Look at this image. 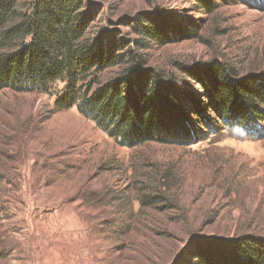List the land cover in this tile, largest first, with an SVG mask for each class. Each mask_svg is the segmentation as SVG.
<instances>
[{
    "label": "rangeland",
    "instance_id": "rangeland-1",
    "mask_svg": "<svg viewBox=\"0 0 264 264\" xmlns=\"http://www.w3.org/2000/svg\"><path fill=\"white\" fill-rule=\"evenodd\" d=\"M14 1L25 12L33 0ZM206 1L210 11L202 0H81L77 11L84 39L113 38L161 75L162 110L186 144H117L75 107L56 110L65 82L0 91V264H199L215 245L231 263L239 241L264 242V104L238 124L211 108L200 76L231 68L264 92V0Z\"/></svg>",
    "mask_w": 264,
    "mask_h": 264
},
{
    "label": "trees",
    "instance_id": "trees-1",
    "mask_svg": "<svg viewBox=\"0 0 264 264\" xmlns=\"http://www.w3.org/2000/svg\"><path fill=\"white\" fill-rule=\"evenodd\" d=\"M16 3L0 0V91H47L56 81L65 82V91L55 96L56 110L75 107L121 146L149 142L183 145L189 141L164 115L168 92L161 75L142 71L141 58L131 52L116 53L122 45L113 38L107 42L101 37L92 42L83 38L86 20L77 13L81 0H33L25 12ZM202 3L210 11L207 1ZM138 31L162 41L150 26L140 25ZM125 64L118 77L104 84L97 81V74ZM233 75L231 68L209 67L200 73L201 84L216 113H232L238 124H250L259 104H264L263 86L256 79L232 81ZM241 106L244 112L238 116L236 110ZM202 108L203 103H198L193 110ZM256 118L260 120L259 114ZM213 247L199 250L197 263L264 264V242L256 239L239 241L231 263L217 245Z\"/></svg>",
    "mask_w": 264,
    "mask_h": 264
}]
</instances>
